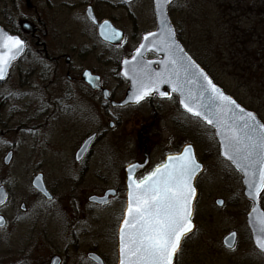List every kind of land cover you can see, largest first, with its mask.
<instances>
[{"label":"rangeland","instance_id":"rangeland-1","mask_svg":"<svg viewBox=\"0 0 264 264\" xmlns=\"http://www.w3.org/2000/svg\"><path fill=\"white\" fill-rule=\"evenodd\" d=\"M145 1L149 3L148 0ZM142 2L144 0L139 1L140 4ZM232 3L234 8L238 7L234 12L237 15L234 20L230 18L233 14L227 13V7ZM32 4L36 8L40 2L33 0ZM139 7L140 5L135 6L132 11H138ZM26 9L25 0H0V22L8 21L10 24L21 26L20 21L26 17ZM173 10L171 21L181 34L188 53L207 67L228 94L243 107L256 113L264 123V55L260 56L262 51L264 52V0H179ZM126 14L124 11V18ZM146 18L148 17L139 18L141 28H150ZM124 26L129 29L127 24ZM29 50L33 53L32 47H29ZM95 53L91 54V64H99L103 59L100 51ZM107 54L106 60L111 62L110 55L114 54ZM20 62L12 70L7 83L0 87V118L5 116L8 120L11 119L10 129H14L6 139L0 138V184H4L11 195L10 202L0 211L8 221V229L0 233V264H24L29 256L34 257L36 264H48L53 254L60 255L66 264H89L86 261V253L90 249L104 255L107 264H116L115 237L122 208L118 203L120 208L117 211L114 201L102 211H88L80 207L75 208L71 214L66 211H43L40 227L44 226L41 228L47 230L48 236L54 235L55 240L41 243V251L36 255L33 253L39 243L35 240L30 242L26 235L29 226L38 219L37 210L41 204L32 198L30 182L39 164L29 161L30 148L38 147L37 143L41 145L40 149L44 148L41 140L37 139L38 136L53 137L55 134L50 127H47L44 133L30 132L26 127L30 115L24 110L29 102L24 97L29 92L41 91V85L31 78V72H26L25 75V70L30 68L32 62ZM108 68V75L111 76L108 79H114L116 68ZM64 87L66 88L65 84L59 82L54 91H63ZM158 106L162 109H159L161 120L152 129L149 143L153 164H158L172 145L193 142L199 149V158L205 160L207 165L206 173L199 179V231L187 241L181 264H259L250 257L255 256L246 239L244 226L250 205L243 198L240 178L215 158L214 134L200 123L198 126L196 122L186 119L176 110L172 101L161 102ZM32 107L40 108L35 104ZM93 113L101 120L99 110ZM134 113L138 115L136 119H145L149 123L151 112L146 107L143 106ZM10 115L11 117H8ZM125 118L131 119L132 115H126ZM108 123L109 119L105 126V142L110 151L107 155L111 162L99 176L90 174L84 180L71 185L70 189H75L77 200L89 195L98 187L113 185L119 176L117 145L121 144V137L119 139L118 135L122 132L117 127L109 129ZM195 131H199V142ZM124 134L125 139L131 140L129 131H124ZM10 148L14 151V158L11 165L5 167L2 159ZM123 151L128 150L123 147ZM116 161L119 162L116 164ZM53 165L45 167L51 178L59 176L60 168L61 171L73 175L72 165ZM81 191L85 193L78 196ZM217 199L224 200L222 208L216 206ZM23 202L31 206L26 216L21 218L18 216V208ZM64 218L69 220V229L61 227L65 224ZM232 229L239 231V245L233 253L223 249L221 243ZM29 261L35 264L33 260Z\"/></svg>","mask_w":264,"mask_h":264},{"label":"flooded vegetation","instance_id":"flooded-vegetation-1","mask_svg":"<svg viewBox=\"0 0 264 264\" xmlns=\"http://www.w3.org/2000/svg\"><path fill=\"white\" fill-rule=\"evenodd\" d=\"M32 1L33 0H25L27 12L26 15H24L26 17L22 18L20 21L21 26L15 23L10 24L8 21H2V23L0 22V27L11 35L19 36L21 39L25 40L26 48L24 55L13 65L10 76L12 70L20 61L23 62L27 60V62L32 63L30 68L25 70V75L26 72L27 74L31 72V78L34 79L38 85H41V91L29 92L28 95L24 97V99L29 101L25 105L24 110L30 115L27 119L26 127L30 129V132L34 133H38L39 131L44 133V130L50 127L55 134L53 137H47L46 135L38 136L37 139L41 140L44 148L42 147L40 149L39 147L41 145H39V143L36 144L38 147L30 148L29 161L39 164L36 170H34L35 172L30 182L33 190L32 198L37 201V203L41 204L37 210L38 219L29 226L26 235L30 242L35 240L36 243H39L36 244V252L34 251L33 253L36 255L41 251V243L55 240L53 237L54 235L51 234L50 237L48 236L47 230L42 229L44 226H41L42 228L40 227L41 219H43L44 214L43 211L53 210L57 213L66 211L71 214L77 207L88 211H102L107 208L105 206L114 201V204H117V211H119L120 206L122 208L121 218L118 224L119 227L126 208V180L129 174V166L131 164L139 165L138 168L132 170L134 173L133 178L138 181L144 180L157 166L164 162L166 157L179 154L185 146L192 145L198 162L204 164V172L195 179V187L197 189L194 207L195 231L189 235V238L182 241V251L178 252L175 258L174 264H181L187 241L199 231V220L197 218L199 196H201L199 179L206 173L207 165L205 160L199 158V149L193 142L172 145L169 148V152L164 155L162 160L158 164H153L150 153L152 149L149 148V143L151 141L150 135L152 129L158 124V121L161 120L159 109H162L158 106L161 102L172 101L176 110L186 119L196 122L198 126L199 123L201 124L202 122L198 118L190 116L183 111L180 107L179 98L174 93L169 96L170 98L159 97L157 95L147 97L136 105H130L124 108L114 107L112 104L121 102L128 89L129 83L121 75L123 60L131 58L140 46L143 37L157 28L154 11L155 0H148L149 3L144 0L141 4L139 3L140 0H37L40 2V5H37L36 8L32 4ZM178 2L179 0H173L168 6L170 21L174 15L173 9ZM137 5H140V7L135 13L132 9L135 6L137 7ZM124 11L127 12L125 18ZM144 17H148L146 19L150 28L145 26L142 28L140 27L139 18ZM143 22L145 23V21ZM104 23H106L105 27H111L112 30L121 32V38H116L114 36L112 38V40L118 42L109 43L100 37L99 26ZM123 24H127L129 29H126ZM174 29L177 39L185 50H187L181 34H179L175 27ZM29 47H32L33 53L29 50ZM97 50L100 51V56H103V59L100 60L99 64H91V54H96L95 52ZM108 52L114 54L110 55L111 62L106 60ZM83 58L87 60H83ZM145 58L153 61L157 60L159 57L153 53H148ZM33 63H35V65H32ZM109 66L116 68L114 79L110 80L108 79L111 77L108 75ZM97 77H99V79H97ZM9 78L7 80H9ZM7 80L1 82L0 87L5 85ZM59 82L64 83L66 88L64 87L63 91H54L55 85H58ZM105 91L109 93V100L105 98ZM33 104L39 105L40 108L32 107ZM143 106L151 112L150 120H148L149 123H147L145 119H136L138 115L134 112L140 110ZM98 110L101 120L95 117V113H93ZM126 115H132V118L127 120L125 118ZM8 117H11V115ZM107 119H109V129L117 127L120 129V132H122L118 135L119 139L121 137V144L119 145L118 143L117 145V151L119 153V155L117 153V159L120 160V166L118 168L119 176L113 185L98 187L89 195L84 196L80 200L79 197L77 200V196L74 193L75 189H70L71 185H73L74 182L78 183L81 179L84 180L86 176L90 174L99 176L101 173L105 172L106 165L108 166V163L111 162L107 155L110 151H108L106 147L107 142H105L107 137V129L105 128ZM10 121L12 120H8L5 116L0 118V138L2 140L6 139L14 130L10 129ZM204 127L206 126L204 125ZM206 128L210 129L213 133L212 128ZM124 131H129L131 140L125 139ZM195 132V137L199 142V138L197 137L199 131ZM93 135L96 137L88 152L84 156H80L78 153L81 147L88 138ZM213 139L215 141V158L227 165L232 172L240 178L243 198L246 200L247 204L250 205L249 207L251 209V202L244 196L241 175L229 162L221 159L219 144L214 136ZM123 147L128 151L124 152ZM117 151L115 149V152ZM10 152L12 153L11 163L13 161L14 151L10 148L2 159V163L5 167H7L5 165V158ZM118 162L119 161H116V164ZM55 163H57L58 166L60 164L72 165L74 170L72 173L73 175L66 171H61L60 168L59 176L51 178L49 173L46 172L45 167L46 165H53ZM53 166L55 167V165ZM36 180H40L46 194L34 187ZM1 186L5 188L7 200L5 204L0 205V211L4 209L11 200V195L6 186L0 184V187ZM83 193L85 192H79L78 196L83 195ZM107 194L108 196L106 197ZM64 196L67 198H63ZM92 197L106 198V202L105 204L93 202L91 200ZM221 200L224 202L223 199H217L215 202L218 208H222L224 205V203L218 205L217 202ZM118 203H120V206ZM259 205L264 211V192L259 197ZM30 206L29 203L23 202L18 208V216L24 218ZM247 214L248 213H246V217ZM0 217H2L5 222L4 225L0 227V233H2L8 229V221L1 213ZM63 223H65L61 226L63 229L65 227L66 229L71 227V225H68L69 220L65 218ZM244 226L246 230V239L251 247V252H253L255 256L250 257L254 258L257 263L264 264V253L260 252L254 246L252 233L246 218ZM37 228H39V232ZM234 232L237 235L236 244L233 249H236L237 245H239V231L237 229H232L227 235ZM55 233L59 235L58 231ZM73 234H75V232H73ZM227 235L221 241L222 247L233 253L232 251L234 250L226 248L223 243ZM115 242L117 245V236L115 237ZM91 253L100 256L104 264H107L104 255L100 254L95 249L87 251V263L95 264L89 259V254ZM54 257L59 258V264H66L65 260L58 254L51 255L48 264H51ZM29 260H33L36 264L32 256H29L27 261H24V264H31L30 262L32 261Z\"/></svg>","mask_w":264,"mask_h":264},{"label":"snow or ice","instance_id":"snow-or-ice-1","mask_svg":"<svg viewBox=\"0 0 264 264\" xmlns=\"http://www.w3.org/2000/svg\"><path fill=\"white\" fill-rule=\"evenodd\" d=\"M161 2L156 0L158 7ZM163 3L170 4L172 0H163ZM160 28V33L150 32L143 40L149 41L151 37L159 35L162 38L160 45L166 51L168 60L163 62L162 72H153L147 67L139 70L134 77L138 83L137 102L151 92L158 91L159 85H171L173 92H179L184 97L180 102L188 112L218 128L223 136V156L250 177L249 187H254L259 193L264 189V124H259L251 112L246 116H232L233 122L227 123L225 113L234 110L244 113V109L224 95L192 58L184 54L175 41V33L167 19L160 20ZM113 35L118 38L120 34L114 32ZM3 47L12 55L0 54V80L4 79L5 68L10 65L15 54L13 50L22 49L24 43L18 38L7 36ZM144 48L145 45L141 44L136 50L134 63H137L136 58L141 57ZM123 63L128 65L129 61L124 60ZM191 85H198L201 94L193 95ZM209 92L212 94L210 103L205 105L203 95ZM169 160L170 163L157 168L152 175L140 181L133 178L132 171L139 165L129 166L128 187L131 192L126 218L120 229L121 264H173V258L182 251V241L193 232V201L197 192L193 180L202 171V165L197 162L192 146L184 150L183 156L170 157ZM256 166L260 168L259 180L254 178ZM218 203L224 202L221 200ZM4 223L0 218V226ZM260 231L264 233V222ZM236 235L232 233L233 237ZM257 245L264 251V237L257 239Z\"/></svg>","mask_w":264,"mask_h":264},{"label":"water","instance_id":"water-1","mask_svg":"<svg viewBox=\"0 0 264 264\" xmlns=\"http://www.w3.org/2000/svg\"><path fill=\"white\" fill-rule=\"evenodd\" d=\"M168 6H169V4L163 3V0H162L160 6L158 7L157 4H156V0H155L154 11H155V15H156L157 28H156V30H154L152 32L160 33V31H161V28H160V20L162 18H165L170 23V25H171L174 33H175V29H174V27H173V25H172V23L170 21L169 15H168ZM161 12H163V17L161 16ZM105 25H106V23H104V24H102V25L99 26V34H100V37L103 40H105V41H107L109 43H116V42H118V41L112 40V38L114 36L113 33L114 32L119 33L120 35H119L118 38H121V32L116 31V30L114 31V30L111 29V27H105ZM148 34H146V35H148ZM7 36H12L14 38L20 39L24 43V47L22 49L18 50V51L17 50H13L15 54H14L13 58L11 59L10 65L5 68L4 79L3 80H0V83L6 81L9 78L10 72H11V69H12L13 65L16 62H18L20 60V58L24 55L25 48H26L25 47V40L21 39L19 36L11 35L5 29H3L2 27H0V54L7 55V56H11L12 55V54L8 53L7 49H5L3 47V44L6 42V37ZM161 39L162 38L159 35L158 36H155V37H151L149 41H144L142 39L141 44H144L145 45V48L142 51L141 57H137L136 58L137 63H134L133 62L136 51H135V53L133 54V56L131 58L124 59V60H128L129 61V64L128 65H125L122 62L121 75L128 81V83H129L128 84V89H127V92H126V94L124 96V99L121 102L112 103L114 107L124 108V107L130 106V105H136V104L139 103V102H137V99H136L137 94H138V83H137V80L134 79V77L137 75V73L139 72V70L141 68L147 67V68L152 69L153 72H162V71H164V63L163 62L168 60V55L166 54V51L160 45V40ZM175 41L179 45V47L184 50V54L187 55V56H190L186 52V50L183 48V46L181 45V43L179 42V40L177 39L176 33H175ZM138 48H140V46ZM148 53H153L154 55H156L159 58L157 60H153V61L152 60H147L145 57H146V55ZM192 60L199 66V68L204 72V74L208 77V79L211 80L212 83L217 88H219L220 91L224 95H226V96L230 97L231 99L235 100L232 96L226 94L225 91L220 86H218L217 84H215L214 81L211 79V77L207 74V72L193 58H192ZM157 62H160V63H157ZM125 73H127V75H125ZM204 83H206V82H204ZM191 88H192L193 95H200L201 94L200 93V90L198 88V85H191ZM105 93H106L105 98L107 100H109V93L107 91H105ZM159 93H165V95L162 96ZM172 93H174V94H176L178 96L179 103H180V107L183 109V111H185L187 114L193 116L192 113L188 112L185 109L184 105L180 102L181 100L184 99V97L181 96L179 92H173L172 91V87L169 84H161V85H159L158 91L151 92L144 99H146L147 97L155 96V95H157L159 97L166 98V97H169ZM211 95L212 94L210 92L203 95V103L205 105H207V104L210 103V97H211ZM235 102H236L237 105H239L240 108H243L244 109V113H239L237 110H234L232 113H225L224 119L227 121V123H232L233 122V120L231 119L232 116H246L248 112H251V113H253L256 116L257 122L259 124H263L261 122V120L258 118V116L254 112L245 109L236 100H235ZM193 107H195V104H193ZM201 111L203 112V111H205V109H201ZM199 119L204 124H206L207 126H210V127H212L214 129L215 137H216V139H217V141L219 143V146H220V156H221L222 159L227 160L223 156V151H224V145L222 143L223 136L221 135V133L218 130V128L217 127H214L213 125L207 124V122L204 121V120H202L201 118H199ZM95 137H96L95 135L91 136L83 144V146L81 147V149H80V151L78 153L80 156H84L88 152V150H89V148H90L93 140L95 139ZM189 146H192V145L185 146L180 154L168 156L164 160L163 164L160 165V166H158L157 168H162L164 165L170 163V160H169L170 157L171 158H175V157L183 156L184 155V150L187 147H189ZM192 148H193V146H192ZM193 151L195 153L194 148H193ZM195 156H196V154H195ZM196 159H197V157H196ZM11 160H12V153L10 152L7 155V157L5 158V165L6 166L10 165ZM227 161H229V160H227ZM172 162H174V161H172ZM197 162H198V160H197ZM229 162L242 175V182H243V187H244V195L247 198V200H249L253 204L251 210L249 211V213L247 215V224H248L249 228L251 229L252 236H253V241H254V244H255L256 248L260 252L264 253V251H261L259 249L258 245H257V239L258 238H261V237H264V233H261V231H260V228L262 227V222H264V211L262 210L261 206L259 205V196L264 191V189H262L259 193H257L254 190V187L253 188H250L249 187L250 177L247 176V175H245L243 171H241L240 169H238L236 167V165L232 161H229ZM198 163H200V162H198ZM200 164L202 165V171L201 172H198L197 175H196V177L198 175H200L204 171L203 164L202 163H200ZM157 168H155V170L152 173H154ZM259 177H260V168H259V166H256V176L254 178L256 180H259ZM195 179L193 180V186L194 187H195ZM129 183H130V179H129V174H128V177H127V180H126V186H127L126 209H125V212H124L123 219L126 218V210H127L128 204H129V193L131 192V189L128 187ZM34 187L37 190L42 191L44 194H46V191H44L43 185L40 182V180H36L35 181ZM107 196H108V194L106 195V197ZM196 197H197V192H196ZM6 200H7V194H6L5 188L3 186H1L0 187V205L5 204ZM91 200L93 202H97L99 204H105V202H106V198L103 199V198L92 197ZM195 200L193 201V214H194V204H195ZM218 205H221V204L218 203ZM0 218H2V217H0ZM192 220H193V215H192ZM193 226H194L193 227V232H194L195 227H196L194 221H193ZM122 227H123V220H122V222L120 224V227L118 229V238H117L118 239V252H117L118 253V263L117 264H121V261H122V256H121V252H120V248H121L120 229ZM191 233H189V234H191ZM223 243H224V245H225L226 248H228L230 250L233 249L235 247V244H236V236L233 237L232 236V233L229 234L225 238V240H224ZM175 257L173 258V264H174ZM89 259L91 261H93L95 264H104L103 259L100 256H98L97 254H95V253L89 254ZM59 262H60L59 258L58 257H54L52 259V261H51V264H59Z\"/></svg>","mask_w":264,"mask_h":264},{"label":"trees","instance_id":"trees-1","mask_svg":"<svg viewBox=\"0 0 264 264\" xmlns=\"http://www.w3.org/2000/svg\"><path fill=\"white\" fill-rule=\"evenodd\" d=\"M236 5H237V3L235 4V6ZM227 9L229 10L227 13H229V14L232 13L233 14L230 18H233V20H234V16L237 17V15L234 12L237 11L236 9H238V7L234 8V4L232 3V5H229L227 7ZM238 33H239V31H238ZM253 36H254L253 33H251V37H253ZM257 42H258V38H257ZM263 55H264V52L262 51V54L260 56H263ZM198 63L209 73V75L213 78V80L218 84L217 79L211 74V72L207 69V67L204 64H202L201 62H199V61H198ZM263 86H264V84H263Z\"/></svg>","mask_w":264,"mask_h":264}]
</instances>
